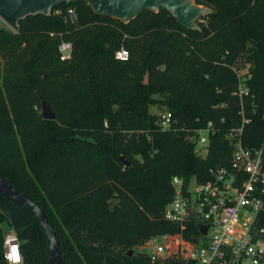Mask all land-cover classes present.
I'll return each instance as SVG.
<instances>
[{
    "label": "trees",
    "instance_id": "1",
    "mask_svg": "<svg viewBox=\"0 0 264 264\" xmlns=\"http://www.w3.org/2000/svg\"><path fill=\"white\" fill-rule=\"evenodd\" d=\"M195 1L213 9L199 29L183 27L163 8L123 22L97 14L85 0L29 15L17 31L0 26V171L45 211L64 264H162L128 250L167 233L191 239L195 226L183 230L164 218L172 178L206 181L210 167L229 160L225 132L241 124L232 64L241 56L252 62L258 104L245 144L264 139V0ZM63 41L73 45L67 60ZM122 48L126 60L116 57ZM154 94L177 120L170 129L149 111ZM39 95L54 119L35 111ZM246 107L252 108L249 98ZM210 120L223 130L202 158L192 129ZM4 223L18 235L23 264H48L40 223L1 193L0 264H9Z\"/></svg>",
    "mask_w": 264,
    "mask_h": 264
},
{
    "label": "built area",
    "instance_id": "2",
    "mask_svg": "<svg viewBox=\"0 0 264 264\" xmlns=\"http://www.w3.org/2000/svg\"><path fill=\"white\" fill-rule=\"evenodd\" d=\"M68 14L76 19L75 9H68ZM59 50L62 60L70 59L73 45L70 41H63ZM116 57L126 60L129 51L122 48ZM252 67L246 56L239 57L232 64L237 75L233 93L240 98L241 124L225 132V138L232 146L229 160L224 159L226 163L210 167L206 181H199L195 176L188 179L175 175L172 178L174 193L165 207L164 218L179 224L183 230H189L188 226L193 225L197 231H191V239L178 233L149 238L138 248L152 262L264 264V227L259 226V221L264 218V139L253 147L246 145L244 139L245 128L252 122L258 107L250 85ZM246 98L252 104L250 110H247ZM158 115L163 129H170L173 121L177 122L169 110ZM222 130L221 124L213 120L201 128L192 129L198 156L207 157L212 137ZM203 152H206L205 157ZM203 225L207 226V233L202 232ZM4 247L9 264H23L19 238L13 228L5 237ZM145 247L151 250L144 251ZM16 254L18 258L14 257Z\"/></svg>",
    "mask_w": 264,
    "mask_h": 264
},
{
    "label": "water",
    "instance_id": "3",
    "mask_svg": "<svg viewBox=\"0 0 264 264\" xmlns=\"http://www.w3.org/2000/svg\"><path fill=\"white\" fill-rule=\"evenodd\" d=\"M78 0H0V20L14 31L19 28V21L29 15L50 14L54 7L64 3ZM92 9L100 15L110 16L123 22H129L138 17L143 11L158 12L161 8L172 13L181 25L188 29H199L198 21L205 15L212 13L209 6L200 5L195 0H85ZM2 26V25H1ZM149 82L146 74L144 83ZM38 93V89L35 90ZM42 106L43 118L52 120L55 112L51 104L43 95H39ZM195 144V138L191 139ZM121 161L128 166L132 163L121 157ZM0 193L12 201L28 209L40 223L45 234L49 258L48 264H64L60 243L54 226L41 206L26 193L14 185L0 171ZM203 233H207V226H201ZM135 249L128 250L129 255H134Z\"/></svg>",
    "mask_w": 264,
    "mask_h": 264
},
{
    "label": "rangeland",
    "instance_id": "4",
    "mask_svg": "<svg viewBox=\"0 0 264 264\" xmlns=\"http://www.w3.org/2000/svg\"><path fill=\"white\" fill-rule=\"evenodd\" d=\"M5 23H3L1 20H0V26L1 25H4ZM154 98H156V102L155 103H153V104H151L150 105V107H149V111L152 113V114H159V113H162V112H164L165 110H168V107H167V105H165L164 103H162V101H161V99H160V97H159V94H154ZM35 111H37V114L38 115H42V108H41V106H39V105H37V106H35ZM33 114V113H32ZM206 156V152H203V157H205ZM3 227H4V229H5V237H6V235L12 230V228H9L8 227V225L6 224V223H4L3 224ZM118 248V247H117ZM121 248V247H120ZM123 248V247H122ZM134 249H135V252L136 253H141V251H140V249L138 248V246L137 247H134ZM151 249H150V247H145L144 248V251H150ZM169 262H171V261H169ZM168 262V263H169ZM165 264L166 263V261H164V262H162V264Z\"/></svg>",
    "mask_w": 264,
    "mask_h": 264
},
{
    "label": "bare ground",
    "instance_id": "5",
    "mask_svg": "<svg viewBox=\"0 0 264 264\" xmlns=\"http://www.w3.org/2000/svg\"><path fill=\"white\" fill-rule=\"evenodd\" d=\"M14 257H15V258H18L19 256L16 254Z\"/></svg>",
    "mask_w": 264,
    "mask_h": 264
}]
</instances>
